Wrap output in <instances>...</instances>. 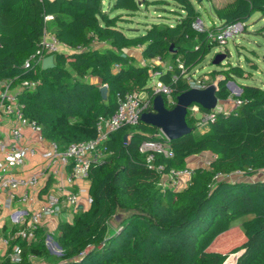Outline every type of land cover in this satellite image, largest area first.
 <instances>
[{"label": "trees", "instance_id": "16d2710c", "mask_svg": "<svg viewBox=\"0 0 264 264\" xmlns=\"http://www.w3.org/2000/svg\"><path fill=\"white\" fill-rule=\"evenodd\" d=\"M170 1L177 6L172 25L151 23L142 34L127 37L122 23L130 22L141 6L164 1L114 0L110 12L124 13L112 15L102 0H0V80L36 83L19 100L47 141L60 149L87 141L95 136L97 119L115 112L119 96L144 92L152 102L154 73L174 88V100L193 87L191 72L216 43L207 32L192 28L200 14L191 0ZM211 8L216 22L209 30L245 23L256 12L264 18V0H230ZM46 16L52 19L45 21ZM45 33L68 52L54 53L52 68H23ZM135 48L142 60L158 59L169 68L142 66L123 53ZM218 66L209 76L218 79L217 100L226 101L231 97L226 83L249 74L238 65ZM90 77L98 83L85 81ZM101 86L107 89L105 99ZM239 89L235 98L240 104L227 114L217 113L197 134L195 119L187 113L192 132L169 141L171 159L155 160L164 171L183 170L194 155L213 156L208 166L191 169L182 189L160 186L161 175L138 152L141 141L157 128L139 121L111 133L103 163L89 171L88 208L57 225L53 239L62 255L48 251L40 230L38 243L19 242L22 264H28V254L56 264H264V87ZM234 174L240 175L235 181L216 178ZM238 221L242 242L228 252L213 248ZM232 254L238 256L230 262Z\"/></svg>", "mask_w": 264, "mask_h": 264}, {"label": "built area", "instance_id": "2783aa9c", "mask_svg": "<svg viewBox=\"0 0 264 264\" xmlns=\"http://www.w3.org/2000/svg\"><path fill=\"white\" fill-rule=\"evenodd\" d=\"M51 19V16L44 18L45 21ZM208 27L201 20L192 24L195 31L207 32L208 38L216 45H224L228 38L244 32L246 26L245 23L239 22L224 27L218 26L215 30H209ZM62 49L54 35L45 33L36 51L24 61L22 67L29 69L41 65L44 57L62 52ZM35 85V82L29 80L15 84L11 79L0 80V218L7 224V230L0 236V245L5 249L7 264H22L24 256L19 242L26 244L37 242L38 232L46 217L58 215L63 208H69L75 211V214L78 212L77 205L81 190L76 188V183L89 182L91 166L103 163L105 145L110 134L124 125H136L140 121L141 114L152 111V102L147 97L140 98L137 93L128 92L117 98V107L111 116L97 119L93 138L70 143L60 149L56 143L44 138L41 127L36 121L24 114V105L20 102L19 96L23 91L33 89ZM150 88L153 95L164 96L169 104L175 105L174 88L159 81L158 73L152 75ZM238 95L232 97V102L230 101L232 107L229 110L217 103L215 108L208 112L203 111L198 105H192L188 107L187 113L195 119V127L203 131L217 113L227 114L240 104L235 98ZM138 152L143 155L148 168L165 176L166 182L160 180V186L166 187L165 184L175 186L178 179L184 177L189 180L190 168L164 171V164L155 162L158 158L173 157L169 140L160 130L157 129L152 136L143 139L138 146ZM35 156L39 157V168L29 176H20V167L29 158ZM60 167L69 168L66 178L68 189L56 186L55 191L45 195L43 204L38 209H33L32 202L38 188L43 185L44 179L58 175ZM228 177L216 176L217 179ZM20 189L22 190L18 192ZM86 202L90 203L88 196ZM54 242L50 234L45 235L46 248L59 257L62 253ZM25 259L28 264H33L38 257L28 254Z\"/></svg>", "mask_w": 264, "mask_h": 264}, {"label": "rangeland", "instance_id": "374dc122", "mask_svg": "<svg viewBox=\"0 0 264 264\" xmlns=\"http://www.w3.org/2000/svg\"><path fill=\"white\" fill-rule=\"evenodd\" d=\"M145 1L150 3L154 0ZM163 1L164 2H160L159 4L150 3L146 8L141 6L135 16L131 18L130 23L121 24L124 34L127 37H133L142 34L146 25L151 23L163 22L164 24L168 25L172 24L171 22L176 16L172 11L177 10V6L170 0ZM229 1L230 0H204L199 2L198 0H191L195 9L200 14V20L207 27L210 26L214 20L213 18V20L211 19L213 16L211 12L212 5L225 4ZM112 2L113 0H103V8L110 12V4ZM111 13L112 15L115 14V12L112 11L109 14ZM245 26L244 32L228 38L224 45H216L213 47L205 59L196 68H194V70L191 72L192 84L194 88L200 87L202 85H217L218 79H211L209 76L211 71L219 69L218 65L213 64V58L216 54L224 55L221 63H229L233 66L238 65L249 74L248 77L234 79L233 83L238 88L240 85L264 87V31H262V29H264V18H261L260 14L256 12L245 22ZM145 63L149 64L150 66H157L163 69H167L169 67L168 62H160L157 60H148L145 61ZM237 87L225 85V89L231 95V98H229L226 102L219 101L218 104L222 105L223 107L225 104H230V101L232 102V97L238 94ZM224 108L229 110V107ZM200 131H202V129L196 127L193 132L194 134H197ZM210 161L211 159H197L196 163L205 164V166H207ZM239 176L240 175L238 174H234L228 178H225L224 180L229 182L235 181L239 178ZM248 218L249 217H245L243 220ZM241 242L242 234L240 230V221H238L227 233L220 236L216 240L213 248L222 252H228L234 247L238 246ZM234 259L235 254H232L229 256L228 261L231 262L234 261Z\"/></svg>", "mask_w": 264, "mask_h": 264}, {"label": "crops", "instance_id": "0c3cea01", "mask_svg": "<svg viewBox=\"0 0 264 264\" xmlns=\"http://www.w3.org/2000/svg\"><path fill=\"white\" fill-rule=\"evenodd\" d=\"M102 2H103V0H102ZM113 2H114V0H113ZM113 2L110 4V7L112 6ZM104 10H106V9H104ZM117 13H120V11H115V14H117ZM121 13H124V12L121 11ZM174 22H175V20H173L171 23L173 24ZM213 22H216V20L214 19ZM128 23H130V22H128ZM155 24H164V23L159 22V23H155ZM172 24H170V25H172ZM129 29H127V30H129ZM123 32H124V30H123ZM126 50L127 51L123 50V53L132 55L140 65H142V66L149 65V64L145 63L144 60L141 59V57L139 55L140 50L138 48L126 49ZM62 52H68V50L66 48H63ZM139 58H140V60H139ZM150 61H153V60H150ZM86 80H87V82H90V83H94V84L98 83V80L95 78L90 77V78H87ZM131 92L137 93V95L140 98H146L147 97V95L144 92H137V91H131ZM224 102H226V101H224ZM224 107L231 108L232 105L231 104H225ZM197 159H202V160H207V159L210 160L211 159L212 160L213 156L207 152H204V153H201L198 155H194V156L187 159V168L192 169L195 167H206L205 164L196 163ZM38 165H39V157L35 156L32 158H29L26 161V163L22 167H20V169H19L20 176H23V177L29 176L31 173H33L34 171H36L39 168ZM68 174H69V168L68 167H66V168L60 167L58 175L51 176V177H48L47 179H44L43 185L38 188V190L34 196V201L32 202V208L38 209L43 204L45 195L49 192L55 191L56 186H61L65 189L67 187L66 178H67ZM160 180L165 183L166 182L165 176H161ZM187 183H188V180L184 177V178L178 179L177 184L175 186H172L170 184H165V186L169 187V188H173L174 190H179V189H182L184 186H186ZM88 186H89V182H86V181H77V183H76V188L81 190V192L79 194V202L77 205L78 211L85 210L88 208L89 204L86 202V197L88 196V193H87ZM67 189H68V187H67ZM21 190L22 189L18 190V192H20ZM74 214H75V211L73 212V210H71L69 208L68 209L63 208L62 211L58 215L46 217L44 219V221L42 222L41 230H43L45 235L50 234L52 237H54L56 234V228H57L58 223L59 222H71ZM6 230H7V224L5 223V221H3V219L0 218V236L2 234H4ZM35 243H38V240ZM48 251L52 255L55 256V254H53V252L51 250L48 249ZM4 254H5V249L0 245V264H3L4 262H6L5 261L6 258H5ZM37 257H38V259L33 264H56V263L51 262V260H45L40 256H37Z\"/></svg>", "mask_w": 264, "mask_h": 264}, {"label": "water", "instance_id": "95a60500", "mask_svg": "<svg viewBox=\"0 0 264 264\" xmlns=\"http://www.w3.org/2000/svg\"><path fill=\"white\" fill-rule=\"evenodd\" d=\"M198 1L202 2L204 0ZM223 58V54H216L213 58V64L219 65ZM53 66V55H48L42 59L41 69H49ZM226 86L237 87L231 81L227 82ZM216 91L217 85L214 84L207 85L205 88L192 87L176 96L175 105L172 109H167L164 106V100L161 95H155L152 100V111L141 114L140 122L157 128L169 141L186 136L192 132V129L187 126L185 121L188 107L198 105L207 111L214 109L218 103L215 95ZM237 93L240 94L238 87ZM100 94L103 99L106 98V86L100 87ZM123 140H126V136L123 137ZM237 256H235V260Z\"/></svg>", "mask_w": 264, "mask_h": 264}]
</instances>
